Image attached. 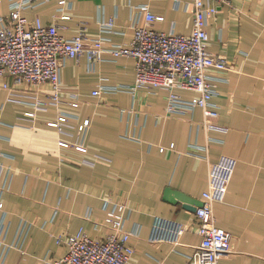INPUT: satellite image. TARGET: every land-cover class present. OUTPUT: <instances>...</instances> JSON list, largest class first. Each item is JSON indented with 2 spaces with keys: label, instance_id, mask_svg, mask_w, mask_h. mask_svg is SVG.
<instances>
[{
  "label": "crops",
  "instance_id": "1",
  "mask_svg": "<svg viewBox=\"0 0 264 264\" xmlns=\"http://www.w3.org/2000/svg\"><path fill=\"white\" fill-rule=\"evenodd\" d=\"M189 3L68 0L70 18L64 19L58 0H44L26 15L56 24L66 38L81 27L99 37L100 20L116 17L114 32L105 35L113 44L127 45L138 19L135 6L146 4L164 18L153 24L155 30L189 36ZM8 12L7 1L0 2V16ZM207 32L209 51L232 64L223 73H209L216 78L213 102L225 131L206 129L201 109L169 116L165 89L134 94L99 89L134 84L131 57L107 54L94 66L86 57L67 60L61 72L64 103L37 111L33 118L27 115L34 112L29 103L36 97L47 100L51 86L17 84L12 77L2 80L9 90L0 84V186L8 175L9 180L8 189L0 192V221L6 231L0 235L12 248L0 264H52L67 252L58 237L80 229L92 238L106 236L109 230L96 223L104 221L108 200L128 207L125 230L134 234L130 264H188L202 241L196 209L206 192L215 197L216 224L233 236V250L220 264H264V0L218 5ZM69 90L79 94L77 109L69 105ZM96 90L101 94L95 96ZM12 92L20 101L10 100ZM177 93L185 98L198 95ZM63 112L68 122L51 126ZM86 120L89 125L80 132ZM157 219L187 229L177 243L153 242Z\"/></svg>",
  "mask_w": 264,
  "mask_h": 264
},
{
  "label": "built area",
  "instance_id": "2",
  "mask_svg": "<svg viewBox=\"0 0 264 264\" xmlns=\"http://www.w3.org/2000/svg\"><path fill=\"white\" fill-rule=\"evenodd\" d=\"M7 1L9 12L0 16V84L9 90L7 77L14 78L17 84L50 85L48 99L36 97L29 103L34 108L29 117H35L37 111H44L49 106L61 107L64 103V89L61 86V72L67 60H79L86 57L88 64L104 62L106 55L114 59L131 57L135 60V82L132 85L102 87L107 92L135 93L141 89L161 88L169 92L167 97V113L169 116H185L201 109L204 114L203 125L208 130H223L218 124L219 111L214 98L217 88L211 71L223 73L232 68L226 59L209 51V35L207 26L209 19L218 11V5L230 4V0H190L193 18V29L189 36L174 32H160L153 28L162 16L153 14L148 5L135 6L138 16L133 25V37L129 44H113L105 35L114 32L116 17L100 20L99 37H91L81 27L73 38L63 37L59 27L46 25L40 18L31 19L26 13L43 3L44 0H0ZM64 19L67 14L68 0H58ZM213 3L215 5H213ZM141 20L144 22L141 24ZM178 90L196 92L192 98L181 96ZM95 96L101 92H93ZM10 100L16 99L11 93ZM69 105L73 109L79 107V94L69 90ZM69 115L63 112L56 122L50 125L60 128L68 122ZM89 125L86 120L80 127L83 132ZM61 146L69 147L67 142ZM193 148H198L192 146ZM174 148V145L171 146ZM77 149L87 152L83 145ZM164 151V148H161ZM87 162V161H85ZM90 162V161H88ZM4 167L0 166V175ZM7 176L0 192L8 189ZM215 197L204 194L202 204L197 207V229L202 237L201 244L193 255L188 256V264H220L222 258L233 250V236L216 224L214 215ZM3 203L0 202V210ZM106 217L96 227H105L109 233L101 238L90 237L83 229L75 234L59 236L58 242L67 246L66 254L52 264H130L134 250L130 240L134 235L125 230L128 207L112 200L105 201ZM91 213L87 218L89 220ZM187 227L170 220L155 221L151 240L153 242L171 241L177 243ZM0 230L6 231L0 221ZM4 236L0 235V263L5 262L12 245H4ZM44 264H48L45 260Z\"/></svg>",
  "mask_w": 264,
  "mask_h": 264
},
{
  "label": "water",
  "instance_id": "3",
  "mask_svg": "<svg viewBox=\"0 0 264 264\" xmlns=\"http://www.w3.org/2000/svg\"><path fill=\"white\" fill-rule=\"evenodd\" d=\"M178 197L182 200H184V202L188 203V204H192V200L190 198H187L185 196H183L182 194H178Z\"/></svg>",
  "mask_w": 264,
  "mask_h": 264
}]
</instances>
